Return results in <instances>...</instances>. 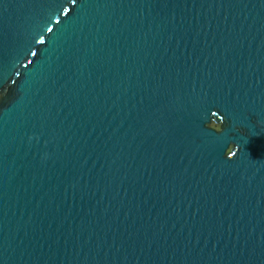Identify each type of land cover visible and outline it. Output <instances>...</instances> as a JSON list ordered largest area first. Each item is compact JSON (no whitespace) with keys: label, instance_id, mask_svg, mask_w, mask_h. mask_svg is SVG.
<instances>
[{"label":"water","instance_id":"water-1","mask_svg":"<svg viewBox=\"0 0 264 264\" xmlns=\"http://www.w3.org/2000/svg\"><path fill=\"white\" fill-rule=\"evenodd\" d=\"M0 264H264V0H0Z\"/></svg>","mask_w":264,"mask_h":264},{"label":"snow or ice","instance_id":"snow-or-ice-1","mask_svg":"<svg viewBox=\"0 0 264 264\" xmlns=\"http://www.w3.org/2000/svg\"><path fill=\"white\" fill-rule=\"evenodd\" d=\"M49 31H51V29H49Z\"/></svg>","mask_w":264,"mask_h":264}]
</instances>
